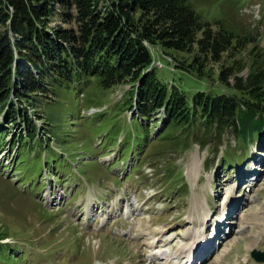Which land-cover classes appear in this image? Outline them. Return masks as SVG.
<instances>
[{
    "label": "rangeland",
    "instance_id": "obj_1",
    "mask_svg": "<svg viewBox=\"0 0 264 264\" xmlns=\"http://www.w3.org/2000/svg\"><path fill=\"white\" fill-rule=\"evenodd\" d=\"M189 1L204 22L248 34L247 50L264 58V0ZM153 50L158 79L188 103L198 92L228 94L216 82L219 65L199 80ZM129 91L95 77L54 87L29 112L33 139L23 122L2 126L0 232L18 258L9 264H187L180 250L196 236L199 264H264L251 257L264 254V135L229 129L204 149L193 134L183 146L159 140L163 114L141 119L126 105Z\"/></svg>",
    "mask_w": 264,
    "mask_h": 264
},
{
    "label": "trees",
    "instance_id": "obj_2",
    "mask_svg": "<svg viewBox=\"0 0 264 264\" xmlns=\"http://www.w3.org/2000/svg\"><path fill=\"white\" fill-rule=\"evenodd\" d=\"M253 41L222 21L204 22L189 0H0V140L2 126L18 122L33 139L29 112L39 113L54 87L94 77L104 89L129 85L126 105L137 106L141 119L161 112L167 128L159 140L180 138L183 146L196 136L204 149L229 129L264 135V58L247 50ZM154 47L199 80L210 79L209 64L219 65L216 82L228 94L198 92L188 103L158 79ZM5 239L0 232V263L9 264L18 258Z\"/></svg>",
    "mask_w": 264,
    "mask_h": 264
},
{
    "label": "bare ground",
    "instance_id": "obj_3",
    "mask_svg": "<svg viewBox=\"0 0 264 264\" xmlns=\"http://www.w3.org/2000/svg\"><path fill=\"white\" fill-rule=\"evenodd\" d=\"M158 66H159V64H158ZM248 159V158H247ZM231 200H233V198H227L226 199V201H224L223 202V207L221 208V210L224 212V205L227 203V202H231ZM208 220V219H207ZM207 220L205 221V222H203V228H204V225L206 224V222H207ZM216 231H215V234L217 233H220V228L219 229H215ZM210 232V230H208V233ZM215 236V235H214ZM199 240H201L200 238H199V236H196L195 237V240L194 241H192V243L191 244H187V245H185V247L181 250V252H180V254H184V253H187V255H188V257L190 258V262L188 263V261H187V263L188 264H199V260H200V258H201V256H199L200 254L199 253H197L198 252V250H199V248H200V242H199ZM209 248V247H208ZM207 248V249H208ZM214 252H216V246L214 247V249H213V251H211V253H214ZM211 253H209L208 254V256H207V258L211 255ZM199 254V255H198ZM206 258V259H207Z\"/></svg>",
    "mask_w": 264,
    "mask_h": 264
},
{
    "label": "water",
    "instance_id": "obj_4",
    "mask_svg": "<svg viewBox=\"0 0 264 264\" xmlns=\"http://www.w3.org/2000/svg\"><path fill=\"white\" fill-rule=\"evenodd\" d=\"M251 257L258 263L264 262V254L258 251L253 250L251 253Z\"/></svg>",
    "mask_w": 264,
    "mask_h": 264
}]
</instances>
